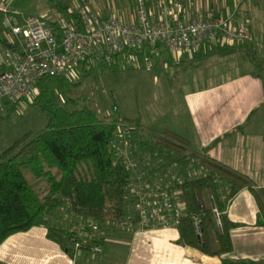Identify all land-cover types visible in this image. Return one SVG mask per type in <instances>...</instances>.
I'll list each match as a JSON object with an SVG mask.
<instances>
[{"label":"trees","instance_id":"16d2710c","mask_svg":"<svg viewBox=\"0 0 264 264\" xmlns=\"http://www.w3.org/2000/svg\"><path fill=\"white\" fill-rule=\"evenodd\" d=\"M47 1L60 11L69 9L66 3ZM0 46L9 47L1 30ZM237 51H246L254 64L264 65L247 51L245 44L214 45L206 55ZM99 66L111 72L117 68L116 65ZM87 72L91 73L92 69ZM49 80L40 78L32 100L25 102L43 115L44 129L35 134L25 133L0 153V245L15 234L43 227L49 241L73 256L69 238L77 235L72 231L75 224L91 221L102 228L107 223H123L135 218L125 198L131 174L123 160L116 159L110 149L118 115L99 117L88 107L68 109L59 105L49 92ZM17 103L19 101L4 103L7 115L16 110ZM123 121L134 126L131 156L138 161L147 158L151 173H169L175 179L170 190L179 192L186 208L178 228L179 243L204 256L219 259L220 264H254L222 258L232 251L229 235L232 224L227 219L226 207L240 191L247 189L255 199L264 226V188L256 190L246 176L191 153V136L165 125L164 121L148 130L138 119L123 118ZM190 168L201 174L192 178ZM205 192L212 197L221 232L216 227L211 207L202 199ZM200 210L203 217L198 237L190 215ZM96 244L100 242L89 240L80 251L91 252Z\"/></svg>","mask_w":264,"mask_h":264},{"label":"crops","instance_id":"0c3cea01","mask_svg":"<svg viewBox=\"0 0 264 264\" xmlns=\"http://www.w3.org/2000/svg\"><path fill=\"white\" fill-rule=\"evenodd\" d=\"M140 1L153 14H157L162 3L180 1L185 12H201L236 29L246 27L252 35V42L245 44L247 51L255 58L262 53L264 0H135L132 13L120 16L125 23L135 21ZM5 39L10 40L9 36ZM211 47L204 45L199 50L177 55L162 53L154 69L160 67L171 79L176 78L174 90L179 96V109L176 105L173 109L177 110L171 113L166 109L161 119L191 136V153L246 176L256 190L264 188V65L254 64L246 51L207 56ZM4 50L0 46V54ZM173 81L169 82L171 86ZM127 119H138L145 130L162 121ZM202 198L210 206L207 192ZM226 216L232 224L229 230L232 251L222 258L264 264V226L252 193L247 189L240 191L227 204ZM72 228L82 238L87 232L84 224ZM217 229L221 232V224ZM92 235L103 247L101 255L83 251L70 256L46 238L43 227L33 228L9 237L0 245V264L221 263L182 246L176 229L137 232L110 225Z\"/></svg>","mask_w":264,"mask_h":264},{"label":"built area","instance_id":"2783aa9c","mask_svg":"<svg viewBox=\"0 0 264 264\" xmlns=\"http://www.w3.org/2000/svg\"><path fill=\"white\" fill-rule=\"evenodd\" d=\"M134 19L132 23H125L116 12L102 17L83 5L73 10H53L52 19L7 16L4 27L10 40L9 47L0 54V110L5 102H30L35 85L42 77L65 78L80 67L116 65L119 58L123 66L140 61L142 68L149 72L158 65L162 53L177 55L199 50L204 45L232 47L252 42L246 27L236 29L201 12H185L180 1L160 4L157 14L149 12L140 1ZM112 114L118 115V120L110 149L116 159L123 160L131 174L125 198L135 218L105 226L137 232L178 230L186 208L179 192L170 190L175 179L169 173H151L147 158L138 161L131 156L134 126L123 121L115 106ZM207 196L216 226L220 228L219 215L209 192ZM202 217L201 210L190 215L198 237ZM81 224L87 228L83 238L78 234L69 238L74 255L89 240H95L92 234L100 232L95 222ZM91 253L101 255L103 247L93 245Z\"/></svg>","mask_w":264,"mask_h":264},{"label":"rangeland","instance_id":"374dc122","mask_svg":"<svg viewBox=\"0 0 264 264\" xmlns=\"http://www.w3.org/2000/svg\"><path fill=\"white\" fill-rule=\"evenodd\" d=\"M56 1L69 4L72 10L83 5L88 11L102 17H106L109 12H116L121 17L126 13L129 15L136 4L135 0ZM53 10L59 9L50 6L47 0H0L2 37L9 36L4 27L7 14L21 15V18L33 16L52 19ZM261 46L262 53L256 57L258 61L264 59V44ZM122 64L123 61L119 58L114 72L104 71L99 65L84 69L80 67L69 72L65 78L50 79L49 92L59 105L68 109L88 107L99 117L111 114L115 106L118 108V114L123 118L139 117L152 123L163 119L166 109H170V113L172 110L179 109V96L174 90L176 78L171 79L170 74L165 73L160 67L149 72L145 71L140 61H136V64L132 66ZM88 69H92V72L88 73ZM170 80H174L172 86L169 83ZM175 105L177 108L173 109ZM162 121L165 125L179 129L178 126L171 125L166 120ZM44 127L43 115L38 110L30 108L29 104L17 103L16 110L9 115L3 107L0 110V153L25 133L35 134L42 131ZM197 173H199L197 170L190 168L192 178L196 177Z\"/></svg>","mask_w":264,"mask_h":264}]
</instances>
